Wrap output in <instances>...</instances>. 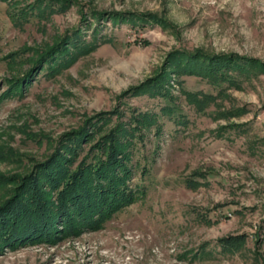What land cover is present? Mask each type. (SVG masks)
<instances>
[{
    "label": "rangeland",
    "instance_id": "374dc122",
    "mask_svg": "<svg viewBox=\"0 0 264 264\" xmlns=\"http://www.w3.org/2000/svg\"><path fill=\"white\" fill-rule=\"evenodd\" d=\"M6 1L0 0V198L16 175L88 117L118 108V120L146 112L153 122L139 126L131 151L140 199L97 226L73 232L58 224L63 230L46 239L5 245L0 264H264V72L212 84L169 70L167 95L120 97L169 69L176 49L264 62V0H68L63 12L41 18L20 12L33 0H14L10 9ZM110 12L147 20L113 22ZM18 13L23 19L17 15L12 25L8 16ZM72 32L78 47L34 64ZM186 92L214 97L197 112ZM237 107L238 116L214 117ZM196 169L201 184L190 189L184 178ZM226 235L239 241L223 251L217 239Z\"/></svg>",
    "mask_w": 264,
    "mask_h": 264
},
{
    "label": "trees",
    "instance_id": "16d2710c",
    "mask_svg": "<svg viewBox=\"0 0 264 264\" xmlns=\"http://www.w3.org/2000/svg\"><path fill=\"white\" fill-rule=\"evenodd\" d=\"M57 2L59 6L53 7ZM68 0H33L20 9L22 15L35 11L37 17L45 14L63 12ZM6 7L15 6L14 0H7ZM52 5V6H51ZM98 16L101 17V13ZM20 13L8 16L12 25H18ZM111 21L118 17L131 23L145 22L143 14L133 15L110 12L106 14ZM153 19V16L150 17ZM76 32L63 35V43L58 40L36 57L34 64L51 63L67 56V45H73L72 39ZM79 45V44H78ZM72 47H78L74 43ZM82 47V46H80ZM85 47V46H84ZM82 50L84 48H81ZM166 66L161 67L151 78L123 92L137 96L167 95L169 70L173 74L198 76L209 83H228L235 81L234 73L263 71L264 62L237 54H212L200 49L192 51L173 50L168 54ZM22 80L13 83V87ZM188 101L193 103L197 112L203 111L214 96L197 95L186 92ZM172 119L174 109L162 108ZM240 108L218 111L215 118L238 116ZM121 112L117 109L104 111L88 117L83 127L62 134L53 148L43 158L33 163L23 175H16L14 186L7 189V196L0 198V249L15 246L24 242H33L39 238H47V234L62 231L57 225L65 226L64 230L91 228L103 219L110 218L115 212L134 203L143 196L142 187L133 182L137 161H131V151L135 139L140 137L139 126L150 125L153 119L146 112L132 114L124 122L118 120ZM111 116L115 122L105 125ZM179 117V116H178ZM181 117V116H180ZM101 123V124H100ZM134 123V124H133ZM103 125H105L103 127ZM201 170L196 169L184 178V185L194 189L201 184L196 177H202ZM12 182V181H11ZM10 182V183H11ZM238 235H226L217 239L221 250L236 247Z\"/></svg>",
    "mask_w": 264,
    "mask_h": 264
}]
</instances>
